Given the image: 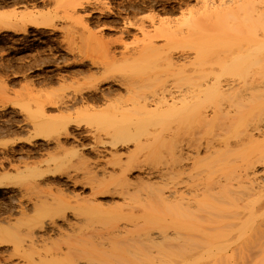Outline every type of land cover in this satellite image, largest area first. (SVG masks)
I'll return each instance as SVG.
<instances>
[{
    "label": "bare ground",
    "instance_id": "6f19581e",
    "mask_svg": "<svg viewBox=\"0 0 264 264\" xmlns=\"http://www.w3.org/2000/svg\"><path fill=\"white\" fill-rule=\"evenodd\" d=\"M89 2L80 3V5L85 9V4H89ZM134 2L136 1H133V3L131 4H134ZM137 2L135 5L136 7H134L136 12L139 9L142 10L141 8L143 7H140L141 3L139 5V2ZM201 4L202 5L199 9L197 8L195 10H189V16H187V18L183 21V23L187 25L185 27H174L171 20L159 21V27L162 28L160 35H165V41L167 39L165 43L163 41L164 44L159 43L162 45H157V41L156 43H154V36H149L147 37V39L143 38L141 43L133 48H129L128 46L126 47V44L123 43L125 48L122 50V52L120 51V55L117 54L118 52L112 53L113 51H110L111 54H105L109 57V59H107L109 65L106 64V61L104 62H106L105 64L107 66H110L109 68L106 65L104 66V62L102 66V61H100L101 63L97 61L98 63H100L99 65L101 66V68L103 67L102 69H104L102 70L99 67L100 71H102L98 73H101L100 75L103 74L104 78H100L101 80L99 81L97 79L98 82H94L95 85H86L88 87H84V82L82 83L83 87H80L82 85L81 83H79L80 88H75V90H71V94L69 93L67 96L63 95L61 97V95L57 93V96L60 95V99L55 101V99L53 98V102L51 101L53 103V106L55 104L57 105L55 107V110H58L57 115H53V113L52 115H46L45 110L42 113V120H38L39 123L41 122L42 124L47 125V127L46 125H44L47 130L48 128L51 130L57 129L59 127L65 128L61 136H53L54 138L52 140L50 138L46 142L48 149L50 147L49 144L54 142L53 150L51 151V154L54 155V157L51 160H56L55 156L60 155V157H67V155L70 154L78 156L77 166L79 168V166L82 165V167L80 168L82 169L84 175L79 178V175L77 174L78 168H75L76 173H69L67 171L68 174L67 176L65 175L66 179L69 182H72L74 186L77 184H79L80 186L82 185V187L89 186L91 191L90 195L92 197L83 198V196H77L76 194L78 193L76 192H74L73 195H71L72 193H69L71 197L73 196V198H77V201L80 198L79 200H81L82 202L83 200H87L88 202H90V204L86 203L89 206L86 204V206L83 205L85 209L83 212H81L82 216L96 217L98 211V213L102 214L100 212L101 210H98V207H101L103 203H96L94 201L97 200V195L112 194L113 196V193L109 188L103 189L105 182L107 181L109 183L112 178H110L109 181L107 180L106 168L100 165L101 163H99L100 161L98 159L92 160L91 158H89V156L87 157L85 153L86 146L82 143L81 139L83 140V132H88L89 130L83 131L81 129L80 122L83 121L81 119H83L84 117V119H86V117L89 118V116H91L92 119H95L94 117L96 116H98L97 118L102 117L101 119H105L109 117H114V115L126 116V114L127 116L129 115V117L131 116V114L132 116L135 114V116L137 115L136 117H144L145 119L158 117L159 120L156 119V121L158 120L160 121V123L158 121L155 122L158 123V127L159 124H161L159 128L160 139L158 138L161 141V143H159V147H163L161 149H163L164 151H172L173 154L170 152L164 153L163 150L161 152H163L164 154L169 153V155H166L167 157L170 156V158L171 155L172 158L173 155L175 156V159H170L168 157L172 161L171 167L168 163L171 161H167L168 159L165 160L168 164L166 162L164 164H167L169 167L167 165H165L164 167L163 163L161 164L163 168L159 170L158 175L161 180H165L166 176L170 173H174L175 175L173 176H176V178L178 175L177 173H180L178 177L183 176L182 174H184V177L186 176L187 180H184L186 178H184L183 180L185 182L189 181L190 183H188L189 185H186L188 187L187 189H189V191H187L189 193V196H185V193L183 195L182 193H177V188L179 186L180 181L179 178V180L175 178L176 180L174 181L176 182L172 181L173 183L171 188H169L170 186L167 187L166 185V188H168L167 191H163V193H161L160 191L162 195L159 196L162 200V206L159 211L160 218H158L159 220H156V224L160 225V227L156 230L157 232L154 233L156 235L152 237V235H149L148 233L150 231H148L149 226H147L151 223V221L147 222L150 219L145 220L147 219L145 218L142 221V225L145 226H141L140 229H142V231L147 230L148 232L145 231L144 235H140L142 236V240L144 239L145 242L143 243V251L138 254L141 259H138L136 261L134 260L132 262L130 261L131 263L129 264H264V0H203L201 1ZM117 5H119V3ZM123 6L124 5H122V7ZM104 7L105 9L103 8V10L98 9V11L102 13V15L104 14V18L108 19L115 17L112 16L114 15L112 7H110L108 4H105ZM128 8H130V6ZM131 8L129 10H131ZM3 13L0 12V29L11 28L13 32L23 31L24 33V31H26L29 26L35 28H52V26H54L55 24L51 21L52 19H50L49 15L51 13H48V11L27 10L24 12L21 11V13L18 14L12 12L13 16L10 14L9 16L8 12L6 15H3ZM9 13H11V11ZM117 13L116 16L119 17V13L118 15ZM132 13L133 12H129V15ZM138 13H140V11ZM193 17H195L194 20L197 18L205 17L206 19H210V22H208V24H211L206 25L208 26L206 28L204 26V30L199 33L193 32L191 30L192 26L188 25L190 22H192ZM121 19L123 18L121 17ZM100 20L102 19H99L98 22H100ZM117 20L118 19L114 18L110 21L108 19L107 21H112L116 23ZM129 22L130 21H128V23ZM130 24H132V22ZM133 24L130 26H133ZM126 25L127 24H125L124 22V26ZM54 28L56 27L54 26ZM83 28L85 29V31L90 30L89 27L85 24H83ZM187 28H189L191 31H189V29L187 30ZM209 30H222L223 32V40L220 39L218 41L220 43L215 42L216 45L219 44V51H221V47H223L222 50H224V54L222 53L223 59L222 61L220 60V62H222V66L218 62L217 63L219 64V66L218 64L216 65V63L214 64L219 68L221 66L223 73L221 75H224V78L223 76L220 77L221 69L218 72V75V73H215L213 71V67L209 69L208 66H206L208 63V61H206V57L208 55V58H210L211 48L212 50H215L213 48H215L216 45L211 41L214 46L211 43H208L211 45L210 46L205 44L206 41H204L205 43H202L206 47L203 46L199 48V42L202 41L201 38H204L203 34L206 35ZM91 34L95 36L92 31ZM196 34H198L199 36H197ZM99 37L103 38L100 35H96L95 38L99 42L97 40L96 41L100 45H102L103 49L106 50V52L108 53V48L111 47L108 44L112 45L115 40H111L109 42L104 41V38L103 40H101ZM195 37L197 41L200 40L198 41V46H195L194 44V42L197 43ZM117 40L118 42L115 41L117 44L122 42L121 38L120 40ZM63 41H65V39H63ZM68 41L72 40L69 39ZM222 43H224V46H220V44ZM69 46H71L72 48ZM69 46V48L67 47L68 50H70L68 52H71L73 51L72 49H75L71 42ZM208 46H210V49H208V51H210L207 53H210V55L205 53L207 51L206 49L208 48ZM127 48L132 50L130 51ZM203 48L206 49L204 50ZM111 49H113V47ZM191 49H193L194 55H191L190 58L189 52H191ZM174 50L178 51V53L181 52L183 60L181 58L180 62H178V58L174 60V57H176L173 56V53L175 52ZM199 50L200 52L203 51V56H201ZM79 53L80 52H78L77 54ZM115 53L119 56H117ZM161 55V59H163V61H161L160 59ZM212 55L211 60H213ZM76 57L79 58L78 55ZM86 57L87 56H85V58ZM158 57L160 60L158 59ZM186 57L189 58L186 59ZM77 58H75V62ZM85 58L84 56L80 57L78 61L84 62L85 65ZM89 60L92 64L96 65V61L92 60L91 58ZM141 60H147V62H142ZM140 61L142 62V64L144 62L146 63L143 65L146 67V69L148 66L151 65V68H159L158 70H160L161 67L165 66L166 68L164 71H166L171 66L170 71L173 70L172 67H176L180 70L182 69L184 72V69L188 66L190 68L192 67V78L189 75L191 81H188L186 83L182 81V85L180 83L177 84V87L175 89H168L166 87L161 88L160 86L162 85L157 84V86H159V90L157 89V91H155L156 89L154 88L157 86L154 83H157L158 81H155L159 79V77H156L157 75L155 74L157 73L161 75V72L163 71L164 67L161 68L160 73H158V71L156 73L149 72L150 67L148 68L149 70L145 72L144 70L146 69L141 65ZM181 61H183L182 64H178L181 63ZM137 63L142 66L141 69L143 70V72H145L146 75L142 73V70L140 68L139 69L141 71L137 68ZM209 63L211 64V62ZM125 64H128L129 66H134L135 68H133V70L136 69L135 71H137L138 69L139 74L141 73L145 76V78H143L140 74L141 77H139L141 78V83L137 84L136 80H133L131 77L128 78V76L126 75L127 72L124 73V71L127 69L124 68ZM134 64L137 65L135 66ZM82 65L80 64L79 66H77V68H75L77 69V73H74L80 74L84 72L86 66L85 69L83 67V69H81ZM91 65L89 67H91ZM111 65L113 68L111 67ZM140 65H138V67ZM117 66L119 68L123 67L122 70L124 71L122 73L126 75L124 76L126 79L122 77L123 79H125L123 80L121 77H119L121 79H118V81H116L117 85L115 83H107L108 85L105 86V88H101V84L99 86V82L104 83L107 80L109 81L108 78L114 76H112V73L109 72L111 71L110 68H112V70H115ZM118 67L116 69L117 71ZM90 69L87 70V72H90ZM99 69L97 71H99ZM95 70L96 67L94 68V71ZM122 70L119 69V71ZM153 70L154 69H151V71ZM135 71L134 73L137 74L138 72ZM170 71L166 73H169ZM181 71L178 74H181ZM104 72L110 75L108 76ZM93 73H91V76H89V78L92 77V75H95ZM87 74L90 75V73ZM188 74L190 73H185L181 75L184 77ZM216 74L218 77L216 76ZM150 75L152 76L150 77ZM65 77L66 76L62 77V81L67 79ZM185 77L186 80L189 79L187 76ZM115 78L117 79V77ZM216 78L217 82H215ZM220 78L224 79H222L223 82L221 80L219 81ZM213 80L214 82H212ZM152 83L154 84V88L153 90H151L152 93H149L150 89L147 90V88H149V85H152ZM172 87H174V84L172 85ZM121 88L125 90H123L124 94L122 93ZM144 90H147L148 93H146V91ZM115 94H118V97L114 96L117 97L115 99L122 100L120 105H114L113 103L111 104V102H109V96ZM122 95L126 96V100ZM111 99H113V97ZM104 101H106L105 103L107 105L104 103ZM99 102H101L100 105L104 103L106 106H104L103 104V106H100L98 104ZM41 107L40 110H42ZM27 108L28 111H30V107L28 106ZM40 110L39 108H37V110L35 108L33 112L36 113L34 115H40L42 112H39ZM111 114L112 116H110ZM171 115H174V125H171L167 122L169 118L170 121L172 120ZM78 117H80L81 121H77L75 119H79ZM70 123L74 125L69 126ZM146 124L147 125L145 126V129H148L149 127L154 125V121L152 122L150 119V121L146 122ZM36 126L37 124L34 123V129L36 128ZM40 126L42 127L43 125L40 124ZM44 126L42 127V129L40 127V129L43 130ZM115 126H117L116 128L118 129L119 125ZM114 127L112 128L113 131L116 129ZM201 127L205 130L206 128H210L212 132H214L212 133L210 130H207L208 136H204V132L202 133L203 129H201ZM214 128H217L216 131L214 130ZM46 129H44L43 132H46ZM121 129L119 131H121ZM153 129L151 128L150 130L149 128L148 133H151L149 131H152ZM207 131H205V133ZM113 133H115V131ZM113 133L111 132L109 134L111 135ZM116 133L118 132L116 131ZM116 133L114 134V136L117 135ZM153 134L155 133L153 132ZM202 134L205 139L203 138ZM117 136L119 138V135ZM121 136L123 137V135ZM118 141L113 142V144L111 143V145L117 148L116 146L120 142L121 146H127L128 141L125 140V138H123V140L121 138L120 141ZM170 143L172 145L175 144L173 145L175 147H173ZM90 147L93 149L96 156L100 158L101 150L99 148L96 149L95 145H90ZM169 147L170 149H168ZM65 158H63V160H65ZM162 158L166 159L163 157V154L161 155V161ZM68 160L71 161L70 157ZM78 162L81 163L79 164ZM25 168L28 169V167ZM99 172H102L101 177L96 179L100 175ZM122 173L120 175H122ZM145 173L148 179H150V176L148 175L153 174L152 171H147ZM23 174L24 173H21L20 175L15 174V176H12L11 174L9 175L8 173L2 174L0 175V185H10L12 184V182L16 181L14 180V177H18V179H20L22 178ZM28 174L32 175L31 172H29ZM38 175L41 174H37V176ZM110 175H112V173ZM124 176L123 177L126 179V173L124 174ZM143 178L145 177L143 176ZM90 179L94 180L91 181ZM183 180L180 183L184 184L185 182ZM125 184L127 183L125 182ZM128 188L129 187L123 190H126L125 192L127 193ZM68 190L69 188L63 187L58 189L60 193H66ZM113 191L115 192L116 190ZM117 191L120 192L121 190ZM74 195H76V197ZM62 202L64 201L62 200ZM32 204V209L36 218L39 217L36 215L47 212L48 208L50 207L48 203H45L44 200L41 199L36 200ZM107 205L111 206V204ZM58 206L61 207V205L59 204ZM51 207L49 211L54 212ZM55 208H57V206ZM141 210L143 211V208ZM55 212H59L61 214L60 208H57ZM144 212L145 211H143V213L141 214V217H143L142 215L144 214ZM48 214L49 212L47 213V215ZM60 214H56V217L58 219L49 215L51 217L49 218L50 220H45V222L39 223L40 225L38 228L41 230L50 229L52 231L54 227L59 224V222H61V225L69 224V214ZM73 214H75L73 215L74 218L79 217L77 213ZM27 215L28 214H26L24 211H21L20 213V216L22 217L21 219H23L24 217V220L26 217L27 220L30 219V217L28 219L29 215ZM42 215L44 216L45 213ZM35 217L33 220L30 219V221H38L41 218L40 217L39 219H36ZM59 218H61V220H59ZM21 219H17V221L15 220V222L17 223ZM41 221L44 220L41 219ZM153 221L154 220H152V223ZM11 224L12 223H8V225ZM15 224L13 223V225ZM94 224L92 223V225ZM4 227L3 231L5 229ZM117 228L121 229L118 226L116 227V229ZM6 229L9 230V228ZM50 230H47V232ZM119 233L122 234L120 235V239L123 238L122 241H124V234L122 233V231H119ZM122 241L116 239L114 243L117 244ZM1 247L3 248V246ZM177 247H179L180 250L172 251L173 249L175 250ZM152 249L157 250L154 252H156L160 256H155L156 254L152 252ZM3 251L1 253H3ZM132 254L134 253L129 250L127 255L130 256ZM153 254H155V258L157 257L156 259L153 258ZM167 254L169 255V258ZM198 254L201 256L200 258L194 260L189 259L192 256ZM205 255L210 256L211 259H209L208 257L204 258ZM187 256L190 261L185 260V257ZM92 263L94 264V261H92ZM126 264H128V261L126 262Z\"/></svg>",
    "mask_w": 264,
    "mask_h": 264
},
{
    "label": "rangeland",
    "instance_id": "374dc122",
    "mask_svg": "<svg viewBox=\"0 0 264 264\" xmlns=\"http://www.w3.org/2000/svg\"><path fill=\"white\" fill-rule=\"evenodd\" d=\"M85 1L86 0H0V12L1 13L4 12L3 15L4 14L6 15L7 12H8V15L9 14L12 15V12H15L18 14V13H21V11L24 12L27 10L48 11V13L49 12L51 13L49 14L50 19H52L51 21L56 24L55 25L53 23L56 28H54V26H52V28L51 27L35 28L32 26H29L26 29V31H24V33L23 31L13 32L11 28H9L10 30L3 29V28L0 29V175L8 173L9 175L11 174L12 176H15V174L20 175L21 173H24L23 174L24 177L22 176V178L20 179H18V177H14V180L16 181L12 182V184L7 185V186L0 185V249H1L0 264H20V263L21 264L22 263L23 264H93L92 261H94V264H110V263L111 264H117V263L126 264V262L128 261V264H129L134 260L136 261L138 259H141L138 256V254L141 251H143V243L145 242H144V239L142 240V236L140 235H144V232L147 231V230L142 231V229H140L141 226H143L142 221L145 218H147L145 220L150 219L149 221H147V222L151 221L150 225H147L149 226L148 231L150 232L148 231L147 232L149 233V235H152V237L156 235L154 233L157 232L156 230L160 227V225L156 224L157 223L156 220L160 218L159 211L162 206V202H161L162 200L160 196L162 195L161 193H163V191H167L168 188H166V185L167 187L170 186L169 188H171L172 183L176 182L174 180L180 179L179 186L177 188L178 190L177 193L178 194L182 193V195L185 193V196H189V193L187 192L189 191V189H187L188 187L186 185H189L190 183L189 181H186V182L184 181V180H187L186 176L184 177V174H182L183 176H180L182 177L180 178L178 177L180 173H177L178 175L176 178V176H173L175 175L174 173L172 174L170 173L171 175L168 174L166 176L167 179L165 178V180H161V178L158 175L159 170L163 168L161 165L162 163L164 167L168 163L170 164V167H171V164H172V161L170 160L172 158V155L170 154L171 158L170 156H168L170 158L169 159L166 155V154L169 155V153L164 154L165 152H170V151H166V150L164 151L163 149H161L163 147L161 148L159 147L160 146L159 143H161V141L159 140L160 139V134H159L160 129L159 128L161 124H159V127H158V123H156L159 120L158 117L156 118L152 117L149 119H145L144 117L138 118L139 116L136 117L137 115L135 116V114L133 116L131 114L130 117L129 115L127 116L126 114V116L114 115V117H109L105 119H101L102 117L97 118L98 116L94 117L95 119H92L91 116H89V118L91 119L87 117L86 119H84L85 117L84 118L81 117L83 118L81 119L83 121L80 120V117H78L79 119L75 118L77 121L78 120L81 121L80 126L83 131L89 130L88 132H83V140L81 139L82 143L86 146L85 153L87 157L89 156V158H91L92 160L98 159L100 161L99 163H101L100 165L104 166L106 168V171L108 172V173L106 172L107 180L109 181L110 178H112L110 180L111 182L110 181L109 183L107 181H106L107 183L105 182L103 189L109 188L112 191L113 196L112 194L111 195L110 194L97 195L98 197L96 196L97 200L94 202L96 203L101 202L105 205L104 206L102 204L101 207H98L99 208L98 210H101L100 212L102 214L98 213L99 211L98 212L96 211L97 212L96 217L82 216L81 212H83L85 209L83 205H85L86 203L90 204V202H88L87 200H83V202H85L83 203L81 200H79L80 198L77 201V198L75 199L73 198V196L71 197V195H73L74 192L78 193L76 194L77 196L80 195V196H83V198L92 197L90 195L91 191H90L89 186L82 187V185L80 186L79 184H77L79 186L77 185L74 186L72 182H69L66 179L68 172L76 173L75 168L76 169L78 168L77 166L78 156L70 154V155H67V157L66 156L60 157L61 156L60 155V156H55L56 160L54 161L51 160L54 157V155L51 154V151L53 150L54 142L49 144L50 146L49 149L47 147L46 142L50 138L52 140L55 136L56 137L61 136L65 128L64 127L57 128L59 131L57 129H54L55 130L54 131L53 129L51 130L48 128L49 130L48 131L46 129L47 125L42 124L41 122L39 123L38 120L39 121L42 120V117H43L42 113L45 110H46L45 111L46 115L47 114L52 115V113L53 115L54 114L57 115L58 110L57 111L55 110V107L57 105L55 104L53 106V103H52L53 98L55 99V101H57L58 99H60V95L61 97L63 95L67 96L69 93L71 94L72 92L71 90H75V88L83 87V85L84 87L86 85L88 86L93 85L94 82L97 83L99 80H101L100 78L102 77L104 78L103 74L100 75L101 73H98L104 70L102 69L103 67L101 68V66L99 65L101 63L100 61H102L101 64L103 66V62L104 61L107 62L108 61L107 59H109V57L105 54H109V53L111 54L110 51H113L112 53L118 52L117 54L120 55L122 50L125 48L124 44H126V47L128 46L129 48H133L136 45H139L141 41L143 40V38L147 39V37L149 36H154L153 40H155V42L154 41L153 42L156 43L157 41L156 43L157 45L159 43H163V41L165 43L167 39L165 41V38H164L165 35H162V36L160 35L162 28L159 27V21L160 20H171L174 27H180V26L185 27L187 25H185L183 21L187 18V16H189L188 15L189 10H195L197 8L199 9L200 6L202 5L201 1L203 0H145V1L144 0H141V1L139 0H87L86 2H89V1L90 2L89 4H85V9H84L83 7H81L80 3H86ZM133 1H136V2L138 1L139 3L138 2L137 3L139 5L141 3L140 7L143 6L141 8L142 10L139 9L136 12V10L134 9V7H136L135 6L136 2H134V4H131L133 3ZM118 3L119 5H117ZM120 3H121V6H120ZM105 4L106 5L108 4L110 7L113 8L114 15L112 16H115L113 18H108L109 21L115 18V19H118L117 21L119 23L117 21H116L117 24L112 21L108 22L107 21L108 19L103 17L104 14L102 15V13L98 11V9L99 10H103V8L105 9L104 7ZM122 5H124L123 7L125 8H128L129 6L130 8L132 7L131 10H134L135 12L129 10L130 8L128 9L123 8ZM120 9H123V10H120ZM10 11L11 13H9ZM116 11L117 12L120 11L118 12L119 17L116 16V13H117ZM139 11L140 13H138ZM129 12L130 13L133 12V13L129 15ZM120 15L123 19H121ZM125 16L127 17L129 16V17L127 18ZM194 18L195 17H193L192 22L188 24L192 26L191 30L193 32L199 33L204 30V26L206 28L208 27L206 25L211 24V23L208 24V22H210V19H206L205 17L197 18L195 20ZM99 19H102L103 21L100 20V22H98ZM123 20H126V21H123ZM128 21L130 22L128 23ZM124 22L125 24H127L126 26H124ZM131 22L132 24L134 23L133 26H130L132 25L130 24ZM83 24L87 25L89 29L93 32V34H95V36L100 35L101 37H103L104 41L110 42L111 40L112 41L115 40L116 42H118L117 39L120 40L121 38L122 42L119 41L120 43L117 44L114 41L116 44L114 42L112 43V45L108 44L111 47L108 48L109 52L107 53L106 50L103 49L102 45L98 43L99 41L96 39L98 36L95 38V36L91 34V31L86 29L88 31L87 33V31H85V29L83 28ZM188 29L189 28H187V30ZM191 30L189 29V31ZM209 31L207 32L206 35L203 34L204 36L203 39L200 36L202 40V41L198 40L200 41L199 42L200 45L195 37V40L198 43L197 44L194 42L195 46L199 45V48H201L204 46L203 45V43H205L204 41H206L205 44L210 45L208 43H211V41L212 43L215 44V42L217 43L220 39L223 40L222 30H219V31L209 30ZM196 35L199 36L198 34ZM62 38L65 39V41H63ZM103 38H100V39L103 40ZM67 39L68 40L71 39L74 44L72 43V41H68ZM70 42L75 48V49H72L75 52L73 51L68 52L70 51L68 50V48L71 47L69 46ZM113 44L115 47L113 46ZM223 44L224 43L220 44V46L221 45L224 46ZM159 45H162V44H159ZM218 45L219 44L216 45L217 47L215 46V48H213L215 50H212V48H211V51L209 50L211 55L213 53L212 59L214 61L211 60L210 53H207L209 52L208 49H210L209 47L211 45L208 46L207 49L205 48L207 51L206 52L204 51V52L210 55V58H208L209 57L208 55L206 57L207 58L206 61H208V63L211 62L212 64V61H213V64L216 63L217 65L219 63L221 65L222 62H220V60L222 61L223 59L222 55L224 54L223 53L224 50H222L223 47H221V51H219L220 49ZM112 47L113 49H111ZM129 50L131 51L132 49H129ZM174 51H175L174 52L175 54L173 53V56H176L174 57V60L177 58H178L177 59L178 62H180L181 59L183 60V56L181 55V52L178 53V51L176 50ZM78 52L80 53L77 54ZM202 52L203 51L200 52L201 56H203ZM189 54H190V58H191V55L192 56L194 55L193 49H191V52H189ZM77 55L79 58L76 57ZM184 55H187V54H184ZM83 56L84 58L85 56L89 57V58L86 57L87 60L85 58L84 60L86 63L85 65H84V62L78 61V59H80V57H83ZM179 56H182V57H179ZM75 58H77L76 62H75ZM90 58L100 63L95 62L97 65L96 66L90 62L89 60ZM161 58H162V55L160 59ZM187 58L189 57H186V59ZM141 61L147 62V60H141ZM161 61H163V59H161ZM77 62H80V63H77ZM106 62H104V66L106 64L109 65L108 62L107 63ZM142 62H141L142 66L146 64L145 62L142 64ZM182 62L183 61H181V63H178V64H182ZM208 63L206 66H208L209 69L213 67V71L215 73H218L221 69L220 77L221 76H223V78L225 77L224 75H221L223 74L222 68H221L222 65L219 68L218 67L219 64L218 66H216L215 64L214 65L212 64L213 65L212 66L210 63L209 64ZM80 64L81 65L83 64L81 66V69L83 68L85 69V66H86V69L84 72L80 74H76L77 69L75 68H77V66H79ZM137 64L140 65L139 63ZM90 65L91 67H89ZM120 65H124V64H120ZM138 65H137V68L141 69L142 66L140 65L141 67L140 66L138 67ZM95 67H96V70L94 71ZM99 67L102 69L101 71ZM107 67L109 68L110 66H107ZM119 67H118V71L115 69V67H114L115 70H112L113 67L110 68L111 71L109 72L112 73V76L113 75L114 76L111 78H108L110 82L108 80H107L108 82L105 81L104 83L99 82V86L101 84V88H105V86H107L109 83H115L117 85L116 81H118V79H121L122 77L126 75L128 76V78L131 77L133 80H136L137 84L141 83L140 81L141 76L145 78V76L142 75L141 73H140L141 74L140 76L139 74L140 69L139 70L137 69V71H135L136 69L133 70V68H135L134 66H129L128 64L127 65L125 64L124 68H127L125 71L122 70L123 67L121 68ZM143 67L146 69L145 66ZM151 67L152 65L148 66L147 69L144 71L146 72L150 69L149 72L156 73L158 71V73H160L161 68L164 67L163 71L161 72V75L157 73L155 74L157 75L156 77H159V79L160 78L161 79L156 80L155 82L158 81L159 83L157 82L154 84H156V86L157 84L158 85L161 84L162 85L160 86L161 88L166 87L168 89L170 88L175 89L177 87V84L179 83L181 84L182 81L184 83L191 81L189 75L190 76L192 75L191 74L192 73L191 71L193 70L192 67L190 68L188 66L187 68L184 69V72L182 69L181 71L180 69L176 67L175 68L172 67L173 70L170 71L171 66L169 68L167 67L168 69L166 71H164L166 68L165 66L161 67L160 70H158L159 68L157 69V68H151ZM97 68L99 69V71H97L98 70ZM89 69H90V72L89 71L87 72V70ZM119 69L122 71H119ZM151 69H154V70L151 71ZM123 71L124 73L127 72L128 74L126 73L125 75L124 73H122ZM134 71L138 72L137 73L138 75L134 73ZM168 71L170 72L166 73ZM180 71L182 75L185 73L186 74L190 73L188 75H185L189 79L186 80L185 76L183 77L181 74H178L180 73ZM145 72H143L142 70V73L145 74ZM87 73H90V75ZM91 73L95 74V75H92V77L94 78L92 77L89 78V76H91ZM85 74L87 75V77ZM63 75L66 76L65 78H67L64 81H62L63 80L62 77H64ZM107 75L109 76L110 74H107ZM151 76L152 75H150V77ZM115 77H117V79ZM223 78H220L219 81L220 80L222 81ZM79 81H82V82H79ZM83 82L84 84L82 85ZM212 82H214V80ZM215 82H217V78ZM79 83H81L82 86L79 87L80 85ZM154 84L152 83V85H149L152 88H150L149 86H148L149 88L146 87L147 90L150 89L149 93H152L151 90H153ZM173 84H174V87H172ZM158 87L159 86L154 88L156 89L155 91H157ZM122 88L121 90H122V93L124 94L125 90ZM147 90H144V91L148 93ZM57 93L60 95L57 96ZM117 95L118 94L111 95L113 99H111L112 97L109 96V100H110L109 102H111V104L113 103L114 105H120L122 100L115 99L118 97ZM114 96H117V97H114ZM122 96L124 98L126 97L124 95ZM105 102L106 101H104V103ZM100 103L101 102H99L98 104L100 105ZM104 103L102 104L106 106L107 104L105 103L106 104L105 105ZM26 105L27 107L28 106L30 107V111H28V108L26 107ZM40 107L42 110H40ZM35 108L36 110L37 108H39L40 110L39 112L42 111L40 115L38 114L34 115L36 113V112L35 113L33 112ZM30 114L32 115V118ZM110 116H112V114ZM150 119L152 122L154 121V125H152L149 128L150 130L151 128L152 129L154 128V129L152 131H149L151 133H148L149 128L145 129V126L147 125L146 122L150 121ZM156 119L158 120L156 121ZM169 119L167 120V122L171 125H174V115H171V119H172L171 121ZM158 122L160 123V121ZM34 123L37 124L35 129L33 127ZM40 124L43 126L46 125V127L44 126L43 130H41L43 126L41 127ZM70 124L69 126L74 125L72 123ZM115 125H119L120 128L118 127L117 129L116 128L117 126ZM113 127L116 128L114 131L115 133L116 131L118 132L116 134L119 135V138L117 135L114 136L115 133H113L114 132L112 130ZM44 129H46V132H43ZM120 129L121 131H119ZM201 129L205 130L202 127ZM216 129L214 128L215 131ZM123 130L124 132L126 131L125 134ZM203 130H202V133L204 132L203 133L204 136H208L207 133L209 130L212 132L210 128L208 129L206 128L205 131L208 130L206 133ZM110 131L113 134L110 135L109 134L111 133ZM153 132L155 134H153ZM156 132L159 134V136ZM121 135H123V137ZM120 136L122 140L123 138H125V140L128 141L127 146L120 145V142H119L121 139ZM115 141L119 142V144L116 146L117 148L111 145V143L113 144V142ZM90 145L91 146L95 145L96 149L99 148L101 150L100 158L96 156L95 152L90 147ZM168 149H170V147ZM162 150L164 153L161 152ZM48 153H50L51 156ZM161 153L163 154L164 158L167 157L166 159L162 158L163 162L161 161V155H162ZM170 153H172V151ZM69 157L71 161L68 160ZM63 158H65V160H63ZM172 159H175L174 155ZM165 160L171 161V162L167 163ZM165 162L167 164H164ZM173 163H174V160H173ZM25 167H28V169H26ZM80 167H82V165L79 166V168L77 169L78 171L77 174L79 175V178H81L82 175H84ZM147 171L153 172L152 175H148L150 176L149 177L150 179L146 177L145 172ZM29 172H31L32 175H29L28 174ZM122 172L126 173V179L124 178L125 173L123 174ZM101 173L102 172H99L100 175L97 178L95 176L94 177L96 179L100 178ZM109 173L110 174L112 173V175H110ZM121 173L122 175H120ZM37 174H41V175L37 176ZM143 176L145 178H143ZM94 177H91V178H94ZM141 178H143L144 180ZM90 180L93 181L94 179H90ZM182 180L185 182L184 184L180 183ZM66 182L67 183L69 182V183L67 184ZM125 182L127 184H125ZM124 186L129 187L127 189L128 195L125 192L126 190L125 191L123 190L127 188V187L125 188ZM61 187L69 188V190L66 193H60L58 189ZM113 190H116L115 191L116 193ZM117 190H121V191L118 192ZM69 192L72 194L70 195ZM76 195L74 196L76 197ZM39 199L44 200V202L48 203L50 207L52 205L51 208L53 209L54 212H50L49 211L50 207L48 206L49 207L48 211L45 210L47 212H44L45 215L43 216L42 214L44 213H42V214L36 215V216H39L36 218L34 216L35 214L32 209L33 208L32 203ZM62 200L64 202H62ZM80 203H83V204H80ZM58 204L61 205V207H59ZM107 204H111V206L110 205L108 206ZM56 206L58 209L60 208L61 214L59 212L58 213L55 212L57 210V208H55ZM140 208L141 209L143 208V211H145L144 214L142 215L143 217H141V214L143 213V211ZM21 211H24L26 214L29 215V216L27 215L28 219L29 217L32 220L34 219V217L36 219H39L40 217L41 218L40 220H38L39 222L37 220H34V221H30V219L27 220L26 216H25L26 217L25 220H24V217L23 219H21L22 218L20 216ZM48 212L49 214L47 215ZM63 213L69 214V219H70L69 224L61 225L60 224L61 222H59V224L55 226L52 231L50 229L41 230L38 228L40 225L39 223L45 222V220L46 221L50 220L49 219L51 218L50 216L57 218L56 214L62 215ZM73 213H77L79 217L74 218L73 215L75 214ZM17 219H21V220H19V222L16 223L15 220L17 221ZM41 219H43L44 221H41ZM59 220H61V218H59ZM152 220H154L153 223H152ZM89 222H92L93 224L94 223L95 224L92 225V223H89ZM8 223H12V224L8 225ZM13 223L14 224L16 223V224L13 225ZM117 226L120 227L122 230L119 228L116 229ZM3 227L5 229L9 228V230L4 229L3 231ZM47 230H50V231L47 232ZM119 231H122V233L124 234L125 236L124 241H122L123 238L120 239V235L122 234H120ZM116 239L117 240L119 239V241H122V242L116 244L114 243ZM1 246H3V248ZM129 250H131L134 254L128 256L127 254ZM177 250H180V248L177 247L175 250L173 249L172 251H177ZM2 251L3 253H1ZM154 251H157V250L152 251L153 253L156 254V255L153 254V256L154 255L157 257L160 256ZM155 256L153 258H155ZM200 257L201 256L198 254V255L192 256L189 259L194 260ZM206 257L211 259L210 256L205 255L204 258ZM168 258H169V255H168ZM189 259H188V256L185 257L186 261H190Z\"/></svg>",
    "mask_w": 264,
    "mask_h": 264
}]
</instances>
